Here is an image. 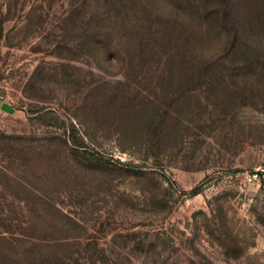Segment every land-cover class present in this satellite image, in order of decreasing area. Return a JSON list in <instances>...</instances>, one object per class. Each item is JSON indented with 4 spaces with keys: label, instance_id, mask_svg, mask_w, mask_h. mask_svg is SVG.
<instances>
[{
    "label": "rangeland",
    "instance_id": "1",
    "mask_svg": "<svg viewBox=\"0 0 264 264\" xmlns=\"http://www.w3.org/2000/svg\"><path fill=\"white\" fill-rule=\"evenodd\" d=\"M224 8L260 0H0V264H264V25L226 52Z\"/></svg>",
    "mask_w": 264,
    "mask_h": 264
},
{
    "label": "trees",
    "instance_id": "2",
    "mask_svg": "<svg viewBox=\"0 0 264 264\" xmlns=\"http://www.w3.org/2000/svg\"><path fill=\"white\" fill-rule=\"evenodd\" d=\"M226 1H224L222 4H225ZM226 22L225 26L227 31H230V35L232 36V39H230L227 47V51L229 52L231 50H238L240 45H239V40L245 41L246 38L242 35H247L248 31H239L240 29L246 28V30H249L253 36H256L254 31H257V27L263 28L264 25V0H260V8L257 11V20L254 19H247L246 22L243 24V20H238L234 18L233 16H230V12H228L225 8L220 10L218 13ZM228 21V22H227ZM235 23V24H234ZM258 27V28H259ZM253 29V30H251ZM264 32V29H262ZM258 33V32H257Z\"/></svg>",
    "mask_w": 264,
    "mask_h": 264
}]
</instances>
